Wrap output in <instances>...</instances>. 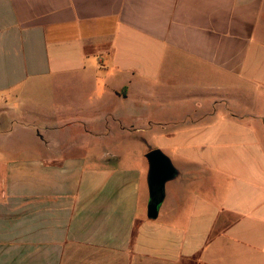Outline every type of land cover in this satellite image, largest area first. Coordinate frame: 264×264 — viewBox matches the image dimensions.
Returning <instances> with one entry per match:
<instances>
[{"label": "crops", "instance_id": "1", "mask_svg": "<svg viewBox=\"0 0 264 264\" xmlns=\"http://www.w3.org/2000/svg\"><path fill=\"white\" fill-rule=\"evenodd\" d=\"M0 264H264V0H0Z\"/></svg>", "mask_w": 264, "mask_h": 264}, {"label": "water", "instance_id": "2", "mask_svg": "<svg viewBox=\"0 0 264 264\" xmlns=\"http://www.w3.org/2000/svg\"><path fill=\"white\" fill-rule=\"evenodd\" d=\"M146 156L149 161L148 183L150 188L147 214L150 218H156L164 199L165 183L175 177L178 171L171 159L159 148L151 149Z\"/></svg>", "mask_w": 264, "mask_h": 264}]
</instances>
